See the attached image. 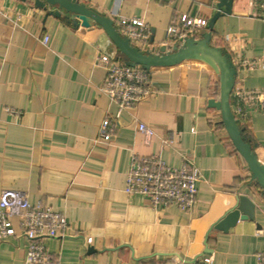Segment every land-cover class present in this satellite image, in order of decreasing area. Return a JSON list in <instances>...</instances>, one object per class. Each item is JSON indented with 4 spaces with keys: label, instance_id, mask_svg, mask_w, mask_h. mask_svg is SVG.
Wrapping results in <instances>:
<instances>
[{
    "label": "crops",
    "instance_id": "1",
    "mask_svg": "<svg viewBox=\"0 0 264 264\" xmlns=\"http://www.w3.org/2000/svg\"><path fill=\"white\" fill-rule=\"evenodd\" d=\"M79 1L112 18L116 28V17L142 19L151 30L142 51L159 52L176 43L168 28L181 14L209 23L219 0ZM54 9L34 0H0V195L19 190L32 204L66 215L64 235L45 239L60 264H257L256 253L264 251V193L230 142L221 112L209 106L220 96L215 63L197 55L152 68L153 91L120 110L101 91L107 71L99 59L120 52L93 20L80 17L75 24ZM212 43L232 55L238 74L231 107L244 105V137L264 167V110L237 95L264 91V0H233L232 12L215 23ZM106 118H115L108 140L99 138ZM139 122L154 129L149 141ZM134 154L198 168L193 209L154 207L147 196L128 194ZM238 194L255 203L254 218H240L228 231L211 230L212 253L194 262L193 221L213 204L226 211ZM27 247L22 234L0 241V264H23Z\"/></svg>",
    "mask_w": 264,
    "mask_h": 264
},
{
    "label": "built area",
    "instance_id": "2",
    "mask_svg": "<svg viewBox=\"0 0 264 264\" xmlns=\"http://www.w3.org/2000/svg\"><path fill=\"white\" fill-rule=\"evenodd\" d=\"M117 29L130 42L140 48L150 46V26L137 17H116ZM207 20L188 14H181L168 28V39L182 42L188 36L199 37L207 29ZM48 41L45 36L43 42ZM99 59L106 67V77L101 91L116 102L120 108L132 109L149 94L150 73L140 65H130L117 55H104ZM247 104L264 110V91H240L237 94ZM247 107V106H246ZM236 118L244 114V105L232 109ZM115 126V118H106L99 132V138L108 140ZM138 129L149 141L155 131L139 122ZM201 179L198 168L185 163L181 167L168 165L160 155L134 154L130 160L126 192L143 194L154 206L176 205L181 210L193 209L198 195L197 183ZM15 219L20 230L15 227ZM67 217L63 212L54 210L44 203L32 204L26 195L19 190L5 189L0 195V241L17 234L28 240L26 257L23 264H60L56 262L45 243L47 237L64 235ZM257 264H264V251L256 253ZM209 262L210 258H205ZM183 264V263H181Z\"/></svg>",
    "mask_w": 264,
    "mask_h": 264
},
{
    "label": "water",
    "instance_id": "3",
    "mask_svg": "<svg viewBox=\"0 0 264 264\" xmlns=\"http://www.w3.org/2000/svg\"><path fill=\"white\" fill-rule=\"evenodd\" d=\"M34 2L36 6L44 9L48 6L55 8V11L51 13L57 16H61V12H64L63 18H68L75 24L81 20L80 17L93 20L103 28L127 63L133 66L140 65L148 71L152 68L172 67L197 55H204L211 59L219 71L220 96L219 99H210L209 106L221 112V122L233 146L246 161L252 173V179L264 193V167L253 144L244 137L242 133L244 128L240 126L231 107V94L238 74L237 67L231 53L225 47L212 43L215 23L219 17L232 12L233 0L218 1L217 10L208 23V30L201 36H188L182 42H176L172 49H167V46L163 45L159 52L142 51L134 46L129 38L118 31L112 18L80 3L79 0H34ZM254 216L255 203L247 195L238 194L235 203L226 211H223L221 204H213L208 213L193 221L197 234L190 247L189 255L194 262L200 256L210 255L212 249L208 246V238L211 230L228 231L240 218L253 219Z\"/></svg>",
    "mask_w": 264,
    "mask_h": 264
},
{
    "label": "trees",
    "instance_id": "4",
    "mask_svg": "<svg viewBox=\"0 0 264 264\" xmlns=\"http://www.w3.org/2000/svg\"><path fill=\"white\" fill-rule=\"evenodd\" d=\"M149 73H150V71H149ZM237 121L239 122V124H240V126H241V123H240V120L237 118ZM223 124V123H222ZM242 127V126H241ZM243 135H244V130H243ZM230 142H231V140H230ZM232 143V142H231Z\"/></svg>",
    "mask_w": 264,
    "mask_h": 264
}]
</instances>
